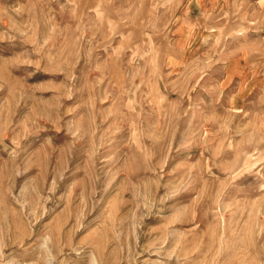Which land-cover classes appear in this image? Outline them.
Listing matches in <instances>:
<instances>
[{
	"label": "rangeland",
	"instance_id": "1",
	"mask_svg": "<svg viewBox=\"0 0 264 264\" xmlns=\"http://www.w3.org/2000/svg\"><path fill=\"white\" fill-rule=\"evenodd\" d=\"M75 1L0 0V264H264L263 71Z\"/></svg>",
	"mask_w": 264,
	"mask_h": 264
},
{
	"label": "crops",
	"instance_id": "2",
	"mask_svg": "<svg viewBox=\"0 0 264 264\" xmlns=\"http://www.w3.org/2000/svg\"><path fill=\"white\" fill-rule=\"evenodd\" d=\"M74 5L89 14L97 13L101 8H111L112 2L77 0ZM134 7L137 22L140 25L143 22L144 26L128 25V30L161 32L152 37L164 44L160 51L156 49L151 52L161 56L164 61H177L179 57L184 61L185 55L191 56L193 53L199 57L209 55L208 62L224 63L228 74L234 68L249 71L251 66H256V70L263 71L262 79L258 76L260 81L256 87H264V0H137ZM165 15H169V19H164ZM152 16H161L162 19L153 20ZM153 22L161 25L152 26ZM167 31L171 34L165 33ZM173 31L177 34L172 38ZM104 32V37H111L108 29ZM146 36L150 34L146 33ZM185 38L191 42H184ZM252 40L256 41V49L248 53L243 45ZM202 47L208 48L207 53L201 51ZM197 60L201 61L200 58Z\"/></svg>",
	"mask_w": 264,
	"mask_h": 264
}]
</instances>
